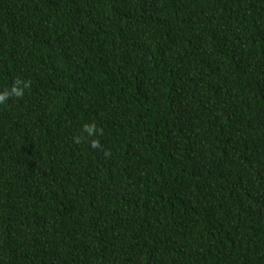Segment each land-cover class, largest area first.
<instances>
[{
  "label": "trees",
  "instance_id": "trees-1",
  "mask_svg": "<svg viewBox=\"0 0 264 264\" xmlns=\"http://www.w3.org/2000/svg\"><path fill=\"white\" fill-rule=\"evenodd\" d=\"M0 264H264V0H0Z\"/></svg>",
  "mask_w": 264,
  "mask_h": 264
},
{
  "label": "clouds",
  "instance_id": "clouds-1",
  "mask_svg": "<svg viewBox=\"0 0 264 264\" xmlns=\"http://www.w3.org/2000/svg\"><path fill=\"white\" fill-rule=\"evenodd\" d=\"M0 99H3L2 97H0Z\"/></svg>",
  "mask_w": 264,
  "mask_h": 264
}]
</instances>
